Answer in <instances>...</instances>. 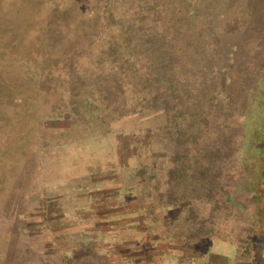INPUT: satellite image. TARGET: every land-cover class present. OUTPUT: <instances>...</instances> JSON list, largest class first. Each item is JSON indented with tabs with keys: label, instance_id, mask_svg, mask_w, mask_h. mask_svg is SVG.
<instances>
[{
	"label": "rangeland",
	"instance_id": "obj_1",
	"mask_svg": "<svg viewBox=\"0 0 264 264\" xmlns=\"http://www.w3.org/2000/svg\"><path fill=\"white\" fill-rule=\"evenodd\" d=\"M198 1H190L198 12L187 17L182 10L188 2L166 0L169 13L145 15L140 32L142 36L150 33L144 38L160 57L156 65H169L171 81L164 74L161 85L168 86L175 99L171 115L175 126L161 145L172 143L175 151L182 143L192 150L200 146L206 152L204 161L220 160L221 169L216 173L211 169V178L208 173L205 177L179 173L183 186L187 179L194 185L195 197L188 203L191 213L194 218L201 216L205 227L211 226L210 233L233 234L242 231L229 220L235 203L250 207V191L264 192V175L255 171L264 162V126L260 127L264 115L259 113L264 108V0ZM101 3L0 0V264H101L105 257H114L120 264L147 262L144 249L122 247L111 234L116 224L132 221L131 217L117 219L138 207L132 197L119 196L115 186L110 193L118 197L102 209L90 206L89 193L69 200L78 182H84L79 176L107 174L94 168L96 155L111 142L99 134L104 128L98 118L106 110L99 107L86 113L87 106L80 105L78 97L80 85H85L78 69L83 66L90 71L92 54L97 52L92 49L89 58L83 56L88 42L95 41L88 36L85 21ZM166 19L171 20L170 31L164 28ZM97 81H86L95 85L85 88L92 96ZM215 89L221 92L217 97ZM188 92L190 101L185 106L192 110L182 114L181 101ZM140 118L127 117L115 124L121 129ZM163 155H157V160L164 162ZM190 164L198 166L194 161ZM92 192L90 200L95 198L96 204L99 196L108 194L103 189ZM59 196L61 201H56ZM76 207L85 212L80 218L74 215ZM87 211L94 212L95 218ZM106 212L113 217L98 215ZM220 220L224 224L216 225ZM178 241L173 246L156 245L154 262L164 261L165 256L166 260L193 256L191 250L179 251L177 245L184 241ZM205 245L207 241L201 242L202 248ZM92 248L99 250V256H90L86 249Z\"/></svg>",
	"mask_w": 264,
	"mask_h": 264
},
{
	"label": "trees",
	"instance_id": "obj_2",
	"mask_svg": "<svg viewBox=\"0 0 264 264\" xmlns=\"http://www.w3.org/2000/svg\"><path fill=\"white\" fill-rule=\"evenodd\" d=\"M190 1L199 2L183 0L188 2L182 10V14L187 17H191V13L194 15L198 12L197 8H192ZM102 2L100 6L89 11V20L85 21L89 24L88 36H92L95 41L88 42L89 46H86L88 50L82 51L83 56L90 55L92 49H97V52L91 53L94 58L93 62H90V71L83 66L78 69L80 80L83 78L85 82V85H80L82 89L78 92V97L81 99L80 105L87 106L86 113L93 109L99 111V107L103 112L106 110L104 116L98 118L105 133L99 132V134H105V137L109 138L106 141L111 142L108 147L101 149L100 155H96L98 162L93 164L95 169L107 174L102 178L94 176L93 173L79 176L84 182L81 184L78 182L74 191L70 193L69 200L72 201L78 195L80 197L89 193L87 201L91 202L90 206L99 205L98 207L102 209L109 200L118 197L110 191L115 186L119 187V196L122 194L121 197H132L139 205L132 212L117 215V219L128 217L133 219L127 225L116 224L115 229L111 231L115 242L129 250L137 248L141 252L144 249L147 259L145 264H159L154 262L153 249L160 242H166L171 246L179 242L178 240L185 242L194 237L201 240L206 232L210 233L208 227L199 221L201 216L197 217V220L194 218V213H191V204L188 203L195 197V192H192L193 182L187 179L186 185L183 186V182L177 179L182 178L179 173L197 176L199 173L202 177L208 173L211 178L214 175L211 169L215 173L219 172L221 164L218 159L215 162L204 161L202 155L206 152L200 146L192 150L187 143H178L182 145V148L179 150L177 146L175 151L172 143L166 146L161 145L165 143L164 137L170 135L175 126L171 119L175 111V99L169 95L168 86L161 85L164 74H168L166 80L171 81L169 65L163 68L156 65L160 57L155 55L153 49L150 50L151 43L144 38L150 33L142 36L140 29H143L145 15H151L153 18L157 13L161 16L169 13L166 11V0H102ZM170 21L166 19L163 23L164 28L169 31L172 25ZM134 29L139 31L134 32ZM172 47L173 45L170 49ZM93 78L98 80L95 83L98 86L91 91L95 93L94 96L87 93L85 89L87 86H95L86 83L88 79ZM187 85L189 87L191 84ZM70 90L73 89L70 88L68 94H71ZM197 91L201 92V89L197 88ZM98 92H100L99 95H97ZM214 93L216 97L221 94L216 89ZM261 94L264 95V87L261 89ZM84 95L85 97L82 98ZM189 99L188 92L181 101L184 104L180 103L183 109L182 114H188L192 110V108L186 109L187 106H185L189 103ZM185 109L186 112H184ZM259 110L261 111L259 113L264 115V108L260 107ZM127 117H141V120L119 129L115 122L117 120L120 122ZM163 119L166 120L164 124ZM262 123L261 128L264 126V122ZM177 140L179 142L180 137ZM101 142L103 141L97 143ZM160 152L164 154L166 159L164 162L156 158L161 154ZM181 160L184 161L182 164ZM192 161L198 166L194 167V164H190ZM204 165L208 167L207 172ZM95 177L98 179L94 180ZM208 180L206 179L207 187ZM204 185L205 180H202L203 189ZM102 189L108 191V194L99 196L97 204L93 201L95 198L91 201L92 191ZM54 199L61 201L60 196ZM75 210L74 215L76 217L78 215L77 218L85 213L77 210V207ZM86 215L93 216L92 218L96 216L90 211H87ZM98 215L104 218L107 217L106 215L113 217V214L109 212ZM82 235L88 236L84 233ZM199 245L197 247H200ZM86 251L91 254L90 256H99L100 253L97 248L86 249ZM105 258L101 264H120L114 257Z\"/></svg>",
	"mask_w": 264,
	"mask_h": 264
},
{
	"label": "crops",
	"instance_id": "obj_3",
	"mask_svg": "<svg viewBox=\"0 0 264 264\" xmlns=\"http://www.w3.org/2000/svg\"><path fill=\"white\" fill-rule=\"evenodd\" d=\"M257 169L262 173L260 175H264V162L255 166V171ZM250 194L251 206L246 208L245 205L235 203L232 210L234 216L229 219L237 224V228H242L241 232L239 229L233 234L206 232L201 237L202 241L196 237L188 239L186 243L182 242L177 246L179 251L186 250L189 253L191 250L193 256H171L172 259L168 260L165 256L164 261L159 264H264V192L251 190ZM223 210L226 211L227 208L224 207ZM222 223L224 224V221L220 220L216 225ZM208 229L211 231V226ZM206 241L207 245L202 248L201 242Z\"/></svg>",
	"mask_w": 264,
	"mask_h": 264
}]
</instances>
